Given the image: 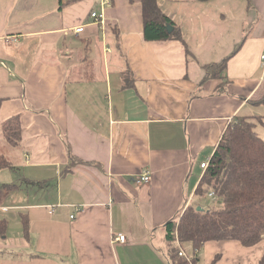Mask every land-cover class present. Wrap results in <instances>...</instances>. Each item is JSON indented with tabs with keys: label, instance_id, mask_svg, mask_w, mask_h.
<instances>
[{
	"label": "crops",
	"instance_id": "0c3cea01",
	"mask_svg": "<svg viewBox=\"0 0 264 264\" xmlns=\"http://www.w3.org/2000/svg\"><path fill=\"white\" fill-rule=\"evenodd\" d=\"M111 1L0 0V211L20 227L0 216V264H172L165 225L199 203L228 123L264 139V0H159L186 45L147 41L141 0ZM199 253L259 264L264 239Z\"/></svg>",
	"mask_w": 264,
	"mask_h": 264
},
{
	"label": "trees",
	"instance_id": "16d2710c",
	"mask_svg": "<svg viewBox=\"0 0 264 264\" xmlns=\"http://www.w3.org/2000/svg\"><path fill=\"white\" fill-rule=\"evenodd\" d=\"M141 5L147 41L178 39L186 45L181 28L159 0H141ZM227 61L211 66L214 70L209 77L220 75ZM228 124L196 189L199 203L190 204L179 220H169L165 225L172 264L198 261L193 256L191 262L182 257L180 245L193 255L196 249L200 254V248L212 240L232 239L253 246L264 239V139L258 135L256 123L247 116L236 115ZM7 166V160L0 156V168ZM210 192L215 199H210ZM7 224V219L0 218L1 231ZM259 264H264V256Z\"/></svg>",
	"mask_w": 264,
	"mask_h": 264
},
{
	"label": "built area",
	"instance_id": "2783aa9c",
	"mask_svg": "<svg viewBox=\"0 0 264 264\" xmlns=\"http://www.w3.org/2000/svg\"><path fill=\"white\" fill-rule=\"evenodd\" d=\"M103 1L104 2L102 3V8H104L105 6H108V5L112 4V1L111 0H103ZM90 15H92V17L96 20V22L98 24L101 25L102 28L105 27V15H103L102 13H99L97 11H92L90 13ZM83 29H84V26L83 25L76 27V31L78 33L83 32L84 31ZM11 40H12L11 38L6 37L5 43L6 44H11L12 43ZM263 57H264V55H263ZM208 165H209V163L204 162V163L201 164V167L207 169ZM151 179H152L151 172L149 170H147L144 173H142V175H140V177H138V179H137L136 182L138 184H144V183L150 182ZM208 196H214V193L213 192H210ZM77 210H78V208H77ZM72 217H74V215H72ZM113 238H114V240H119L121 242H124L126 237H125L124 234H121L120 233L117 236L114 235ZM178 244H179V242H178ZM198 250L199 249H196L195 252H194L195 254L192 255V254L188 253L186 251V249L184 247L182 248L181 245H180L179 254L182 257L188 258L190 260V262H191V261H193L192 260L193 257L197 258ZM191 264H194V263L191 262Z\"/></svg>",
	"mask_w": 264,
	"mask_h": 264
},
{
	"label": "rangeland",
	"instance_id": "374dc122",
	"mask_svg": "<svg viewBox=\"0 0 264 264\" xmlns=\"http://www.w3.org/2000/svg\"><path fill=\"white\" fill-rule=\"evenodd\" d=\"M97 6H98V2H97ZM89 12H90V9H89ZM1 170H2V168H0V171ZM2 175L7 176L9 174H7L6 172H2ZM12 201H14V200L13 199L6 200L5 205L8 208H10ZM17 214H18L17 211L14 210V209L10 210L9 212H1L0 211V216H4L5 215L6 217L9 218L10 225H9L8 231H10V237H11V239H13L14 238V235H16L18 233V231L20 230V227H19V224H18V220H17V219H19V217H18ZM0 236H1V234H0ZM0 255L1 256H5V258L9 256L8 253H7V250H2ZM0 263H2V260L1 259H0Z\"/></svg>",
	"mask_w": 264,
	"mask_h": 264
},
{
	"label": "water",
	"instance_id": "95a60500",
	"mask_svg": "<svg viewBox=\"0 0 264 264\" xmlns=\"http://www.w3.org/2000/svg\"><path fill=\"white\" fill-rule=\"evenodd\" d=\"M168 27H170V29L172 30V27L171 26H168ZM202 207L201 206H198V209H201Z\"/></svg>",
	"mask_w": 264,
	"mask_h": 264
}]
</instances>
